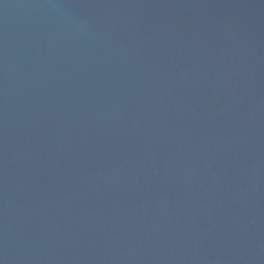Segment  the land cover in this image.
Here are the masks:
<instances>
[{
	"label": "water",
	"instance_id": "95a60500",
	"mask_svg": "<svg viewBox=\"0 0 264 264\" xmlns=\"http://www.w3.org/2000/svg\"><path fill=\"white\" fill-rule=\"evenodd\" d=\"M0 264H264V0H0Z\"/></svg>",
	"mask_w": 264,
	"mask_h": 264
}]
</instances>
